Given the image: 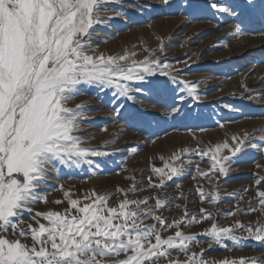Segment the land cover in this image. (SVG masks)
<instances>
[{"label":"snow or ice","instance_id":"snow-or-ice-1","mask_svg":"<svg viewBox=\"0 0 264 264\" xmlns=\"http://www.w3.org/2000/svg\"><path fill=\"white\" fill-rule=\"evenodd\" d=\"M109 2L0 0V264H264V255L205 259V249L193 251V245L198 246V234L184 230L210 222L200 234L209 238V248L213 243L227 248L225 241L239 246L244 240L264 246V221H257L255 227L238 219L220 225L203 207L197 216L185 206L183 215L171 222L164 215L172 206L164 189L168 181L185 173L182 156L193 151L188 148L171 154L168 160L172 163L151 168L146 187L152 194L148 196L129 198L146 190L136 187L134 176L127 177L132 182L128 188H116L123 198L118 197L114 205L109 203L112 193L93 189L73 198L61 184L64 199L52 203L66 201L68 206L61 211H35L36 205L49 203V181L54 176L58 179L62 169L92 166L91 157L109 155L86 146L85 138L76 134L82 130L84 105L70 107L69 103L83 93V87L114 89V97L132 100L133 89L128 82L143 81L157 68L161 75H167L168 64L161 67L159 61L147 57L136 61L135 53L97 52L93 33L97 26L108 24ZM243 8L264 20V0H247ZM232 14H236L234 9ZM114 15L121 13L115 11ZM181 83L196 98V85ZM115 111L119 113V109ZM249 138L245 133L243 138L233 136L232 144L224 142L196 151L201 158L211 151L213 161L208 172L197 166L199 176L209 180L210 174H217V179L227 176L230 168L226 162L243 150ZM223 150L230 156L219 155ZM262 183L264 177L255 180L256 185ZM212 189L205 193L197 185L202 203L215 205L220 201L219 189L215 185ZM256 196L264 206V191L257 190ZM177 198L187 199L183 192ZM148 220L152 223H146ZM237 230L246 235H236ZM169 231L171 234L165 236Z\"/></svg>","mask_w":264,"mask_h":264},{"label":"rangeland","instance_id":"rangeland-1","mask_svg":"<svg viewBox=\"0 0 264 264\" xmlns=\"http://www.w3.org/2000/svg\"><path fill=\"white\" fill-rule=\"evenodd\" d=\"M246 3L247 0H168V3L121 0L117 4L111 0L106 5L108 24L97 26L93 33L97 52L135 53L136 61L147 57L150 61H159L161 67L168 64L167 75H161L157 68L154 75H145L143 81L128 82L133 89L132 100L114 97V89L100 91L83 87V93L70 101L69 106L80 104L82 97L93 105L84 106L82 130L76 134L85 138L86 146L109 155L91 157L92 166L82 164L80 168L62 169L58 179L54 176L49 181L51 187L46 190L49 203L36 205L35 211H61L68 206L66 201L60 205L52 203L64 199L59 191L61 184L73 198L93 189L101 194L112 193L109 203L114 205L119 197L116 188H128L132 182L127 177L134 176L136 187L146 190L129 198L148 196L152 194L146 187L151 168L172 163L168 160L171 154L188 148L193 151L182 156L185 173L168 181L164 189L163 194L172 200L170 210L164 211L169 222L181 217L185 206L197 216L201 207L207 209L220 225H229L238 219L255 227L257 221H264V206L256 196L257 190L264 191V183L255 184L256 179L264 177V35L259 34L264 33V20L248 14L243 8ZM115 11L121 15L115 16ZM178 29L193 39L194 43L188 47L192 48L190 52L184 51L183 43L173 41ZM234 42L238 46H232ZM249 69L252 73L247 74ZM182 81L196 85V98L189 95ZM250 87L257 92H249ZM137 88L141 91H135ZM241 90L245 91L241 93ZM141 102L151 103L153 108L162 111L144 110ZM102 111L108 115L99 114ZM115 125L120 127V134L114 139L117 147L109 149L100 142L102 135ZM245 133L250 138L243 150L226 162L230 168L227 176L217 179V174H210L211 180L199 176L197 166L208 172L213 161L211 151L203 158L196 151L209 150L224 142L232 144L233 136L243 138ZM219 155L230 156V153L223 150ZM197 185L205 193H210L215 185L220 201L215 205L202 203L196 193ZM180 192L187 199H178ZM229 212L235 215L228 216ZM209 224L203 222L184 229L198 234V246L194 244L193 251L205 249V259L220 261L264 255V246L253 240H244L239 246L225 241L227 248L213 243L209 248V238L200 235ZM170 234L171 231L164 233ZM236 235L246 233L237 230Z\"/></svg>","mask_w":264,"mask_h":264},{"label":"bare ground","instance_id":"bare-ground-1","mask_svg":"<svg viewBox=\"0 0 264 264\" xmlns=\"http://www.w3.org/2000/svg\"><path fill=\"white\" fill-rule=\"evenodd\" d=\"M228 29V28H227ZM231 29L229 28L228 31H230ZM227 31V32H228ZM188 34L185 33V31H183L182 29H178L177 31H175V34L173 36V41L177 42V43H183L185 48L184 51L190 52L191 51V47L188 48L190 45H192L194 42L192 41V38H187ZM232 46H238L237 42H234V44ZM175 49V48H174ZM238 49V48H237ZM242 49V48H240ZM239 50V49H238ZM237 50V51H238ZM234 51V50H233ZM236 52V51H235ZM252 73L251 69H249L247 71V74ZM256 74V73H255ZM259 75V73H258ZM257 78V77H256ZM255 80V79H254ZM252 81V79H251ZM258 81V80H257ZM253 84V81L250 83ZM263 86V85H262ZM259 88V87H257ZM238 91V90H237ZM245 91V90H244ZM243 91V92H244ZM249 92L252 93H256L257 89H254L253 87H250L248 89ZM240 92V90H239ZM241 90V93H243ZM236 93V92H235ZM248 93V92H247ZM80 104L82 103L84 106L86 105H93L92 102L88 101V98H80L78 101ZM142 109L147 110V111H162L159 108H153V104L148 103V102H141L140 103ZM164 113V112H162ZM99 114L103 115V116H107L108 112L107 111H102ZM120 134V127L115 125L112 129H109L108 131H106L103 135H102V141L100 142V144H103L105 147L109 148V149H115L117 147L116 142H114V139L117 135ZM120 143V142H119Z\"/></svg>","mask_w":264,"mask_h":264}]
</instances>
